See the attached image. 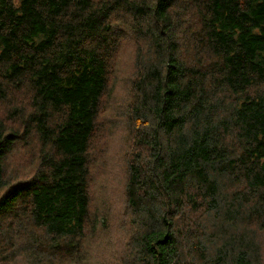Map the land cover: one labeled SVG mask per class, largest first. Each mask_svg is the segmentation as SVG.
<instances>
[{
	"label": "trees",
	"instance_id": "trees-1",
	"mask_svg": "<svg viewBox=\"0 0 264 264\" xmlns=\"http://www.w3.org/2000/svg\"><path fill=\"white\" fill-rule=\"evenodd\" d=\"M182 1L0 0V103L26 100L13 106L16 128L4 133L0 120V257L23 241L33 261L76 264L90 216L89 145L118 33L130 27L154 48L135 73L130 112L132 264H264L251 242L264 216L235 217L236 200L221 212L219 197L242 185L264 215V0H195L196 19ZM16 146L37 162L20 180L5 176ZM209 233L224 242L212 248Z\"/></svg>",
	"mask_w": 264,
	"mask_h": 264
},
{
	"label": "rangeland",
	"instance_id": "rangeland-1",
	"mask_svg": "<svg viewBox=\"0 0 264 264\" xmlns=\"http://www.w3.org/2000/svg\"><path fill=\"white\" fill-rule=\"evenodd\" d=\"M185 1L189 3L188 9L194 13L196 19L199 10L197 2L195 0L182 2L185 3ZM189 11L179 14L180 21H185L191 16ZM171 12H179L178 7L174 6ZM194 22L197 23V21ZM118 37V51L109 65L108 84L89 145V170L90 177H92L89 182L90 216L85 228V237L81 243L80 254L75 260L76 264H132L135 261V259L131 260V255L136 250L139 225L135 217L126 209L123 188L124 180H126V163L129 156L137 151L132 139L133 130L130 119L132 102L137 97L135 95L137 84L135 73L141 71L143 66L150 61L154 48L139 37L135 28L129 27L120 31ZM25 101L24 97L20 98L19 94H15L14 102L11 100L8 103H0V120L6 118L3 121L4 133L17 127V120L13 117L12 109L13 106L21 108ZM33 138L34 133L30 132L27 137L28 143L32 142ZM17 149L18 146L9 156L7 155L8 158L7 156L5 158L7 159L5 170L7 179L27 178L36 168L37 162L30 148L18 151ZM32 150L37 151L35 148ZM229 185L234 189L237 188L235 191L238 192L233 194L235 196L231 200L232 195L220 194L219 197L224 204H220L221 212L227 205L226 201L236 200L240 202L241 209L235 213V217L245 218L248 213H253L249 216H264L261 215L262 210L259 206L250 208L252 196L249 194L248 200H245L247 198L243 197L245 189L241 188L242 185L232 183ZM259 221L260 219L257 224ZM249 225L252 226L253 222H249ZM252 232L255 237L251 236V242L256 247V253L258 251V255L264 258V234L261 236L258 232ZM210 235L211 233L204 234L203 239L207 240L212 248L216 249L224 242V237L213 238ZM18 247L10 252L13 253L11 256L7 253L5 258L0 257V264H6L8 260L13 261L10 264H32V262L40 264L39 261L28 258L30 248L23 241H18ZM192 262L195 263L193 259H188L187 264ZM69 264L75 263L70 262Z\"/></svg>",
	"mask_w": 264,
	"mask_h": 264
},
{
	"label": "bare ground",
	"instance_id": "bare-ground-1",
	"mask_svg": "<svg viewBox=\"0 0 264 264\" xmlns=\"http://www.w3.org/2000/svg\"><path fill=\"white\" fill-rule=\"evenodd\" d=\"M253 2H254V1H253ZM252 4H253V3H252ZM238 5L240 6L241 4H238ZM244 7H245V6H244ZM248 8H249V7H248ZM197 56H198V55H197ZM175 58L177 59V57H175ZM254 59H255V58H254ZM194 62H195V60H194ZM197 64H198V63H197ZM193 76H194V75H193ZM193 76H192V77H193ZM194 78H195V76H194ZM225 91H226V90H225ZM218 92H220V91H218ZM226 94H227V93H226ZM214 95H215V94H214ZM218 95H219V94H218ZM235 96H236V95H235ZM218 98H222V97H219V96H218ZM209 105H210V104H209ZM173 134H174V133H173ZM13 257H14V256H13Z\"/></svg>",
	"mask_w": 264,
	"mask_h": 264
}]
</instances>
